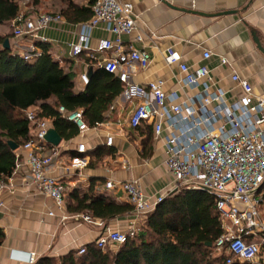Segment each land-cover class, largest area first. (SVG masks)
Here are the masks:
<instances>
[{
  "label": "built area",
  "instance_id": "1",
  "mask_svg": "<svg viewBox=\"0 0 264 264\" xmlns=\"http://www.w3.org/2000/svg\"><path fill=\"white\" fill-rule=\"evenodd\" d=\"M139 20L132 2L97 0L92 17L77 24L76 39L70 44L71 55H85L90 66L94 67L95 63L117 76L124 86V98L137 102L129 118L130 126L137 128L147 123L157 137L163 136L165 166L173 176L175 186L152 200L137 179L108 180L101 194L110 189H122L133 206L135 220L127 231L108 228L96 243L102 250L119 246L135 236L144 217L173 192L180 188L207 189L215 196L223 231L216 240L215 251L224 252L228 264L234 260L255 263L264 258V214L260 210L263 199L257 198L264 185V98L257 96L249 81L234 70L230 78L241 92L230 98L232 90L218 85L206 63L192 67L183 61L181 53L174 47L166 49L165 62L178 67L176 89L167 90L162 78L145 84L132 82L131 77L137 71L135 66L146 69L152 60L147 49L137 48L134 44L145 40ZM63 21L59 13L33 11L30 16L20 13L12 22L13 36L48 42L41 32ZM99 28L113 37L100 38L94 47V31ZM133 35L134 42L124 39ZM41 53L39 47L32 45L21 55L28 61ZM99 54L104 55L102 59ZM211 56L210 50L202 53L204 61ZM221 63L232 67L226 57L221 58ZM80 77L86 86L90 80L88 72ZM58 110L64 118L76 124L79 132L90 129L82 111L68 110L64 106ZM27 117L33 132L16 152L13 174L22 175V186L27 191H35L52 200L47 213L54 216L57 209L65 207L67 188L59 178L50 174L58 153V147L46 139L48 131L53 128L52 119L39 118L35 110L27 112ZM106 144H113L112 135L107 136ZM77 150L86 154L88 148L85 143H80ZM87 164L86 157H78L72 160L70 168L82 169ZM9 186L7 179H0V193ZM74 217L96 226L103 224L86 213ZM86 250L81 247L78 254L82 255ZM35 262V253H30L28 264Z\"/></svg>",
  "mask_w": 264,
  "mask_h": 264
},
{
  "label": "crops",
  "instance_id": "2",
  "mask_svg": "<svg viewBox=\"0 0 264 264\" xmlns=\"http://www.w3.org/2000/svg\"><path fill=\"white\" fill-rule=\"evenodd\" d=\"M122 1L133 3L145 34L142 43L134 42L135 35L124 39L133 41L137 48L147 49L152 57L148 68L135 66L137 71L131 77L132 82L145 84L162 78L166 81L167 90L176 89L178 67L165 62L166 49L174 47L188 65L194 67L206 63L218 85L232 90L230 98L241 92L230 78L233 70L249 81L257 96L264 98V52L253 38L255 33L264 49V0ZM77 32V24H69L64 19L62 23L52 24L41 35L48 38L55 59L67 68L72 64L76 88L83 89L81 74H92L93 69L99 67L95 63L94 67L90 66L85 55H71L70 44L75 41ZM5 33L0 31V34ZM105 37L113 36L103 28L96 29L94 47L100 38ZM32 45L35 41L28 37L22 48L28 51ZM13 50L22 54L14 46ZM204 50L212 52L207 61L202 58ZM98 56L102 59L104 55ZM222 57L228 58L232 67L222 64ZM114 77L117 78L116 75ZM136 103L127 101L121 93L104 113L103 122L70 139L62 138L50 174L64 183L67 193L65 207L57 209L54 216L47 213L52 200L35 191H27L22 186V175L12 172L10 176L0 178L7 179L10 184L0 193V229L5 234L0 245V264H28L30 253H35L36 261L44 256L59 258L96 242L108 228L127 231L135 220L133 211L107 221L90 215L100 220L101 226L79 220L74 216L85 212L69 209L75 192L80 196L104 195L116 202L130 204L127 194L120 188L101 194L106 182L137 179L152 200L174 188V178L165 166L163 136L157 137L153 127L147 123L140 128L130 126L129 118ZM110 135L113 136V144L107 145L106 139ZM80 143H85L88 148L86 156L76 155ZM18 150L21 148L15 152ZM78 157H86L87 166L70 168L72 160ZM257 198L263 199L260 210L264 214V185ZM263 261L264 258H260L254 264H262Z\"/></svg>",
  "mask_w": 264,
  "mask_h": 264
},
{
  "label": "trees",
  "instance_id": "3",
  "mask_svg": "<svg viewBox=\"0 0 264 264\" xmlns=\"http://www.w3.org/2000/svg\"><path fill=\"white\" fill-rule=\"evenodd\" d=\"M31 1L34 10L27 16L46 0ZM50 1L61 3L60 9L52 13H59L67 23L76 25L92 17L97 0ZM20 13L18 0H0V26L13 22ZM6 39L10 40L8 49L4 47ZM35 45L42 53L27 61L13 50L11 36L0 34V178L10 176L15 167L16 152L9 146V140L20 149L32 136L33 126L27 117L30 109L39 118H51L61 137L70 139L79 130L60 114V106L82 111L88 126L94 127L104 121L109 105L123 92L119 79L103 68L93 69L89 83L77 89L72 64L67 68L55 59L50 43L37 40ZM72 197L71 211L106 221L133 211L131 204L104 195L80 196L75 192ZM222 232L215 196L205 190L180 188L149 212L139 232L123 244L102 250L94 242L86 246L82 255L72 250L59 258L41 257L35 264H228V256L215 251ZM4 238L0 229V245ZM231 264L254 263L234 260Z\"/></svg>",
  "mask_w": 264,
  "mask_h": 264
},
{
  "label": "rangeland",
  "instance_id": "4",
  "mask_svg": "<svg viewBox=\"0 0 264 264\" xmlns=\"http://www.w3.org/2000/svg\"><path fill=\"white\" fill-rule=\"evenodd\" d=\"M21 6V13H26L30 14L32 10H34V7L32 6V1L31 0H18ZM61 7V3L59 2H54L50 0H46L43 2L40 8H35V10L43 12V13H52V11L59 10ZM43 8V9H41ZM4 30L7 35L11 36V41L14 46L15 50H19L21 53L25 51L24 48H22L23 45H25L28 41V37H21V38H15L13 36L12 32V22H10L7 25L0 26V31ZM76 76V75H75ZM215 255V254H214Z\"/></svg>",
  "mask_w": 264,
  "mask_h": 264
},
{
  "label": "water",
  "instance_id": "5",
  "mask_svg": "<svg viewBox=\"0 0 264 264\" xmlns=\"http://www.w3.org/2000/svg\"><path fill=\"white\" fill-rule=\"evenodd\" d=\"M253 38H254L255 42L257 43L259 49L264 52V49L261 45V42L255 33H253ZM4 47L7 49L10 48V40L9 39L5 40ZM89 76H91V73H89ZM46 139L48 140V142H50L51 144H53L55 146H58L62 141L61 135L58 133V131L55 128H51L48 131ZM8 144L13 151H15L19 148V146L12 140H9ZM204 190L206 191L207 189H204ZM209 245H211V244H209Z\"/></svg>",
  "mask_w": 264,
  "mask_h": 264
}]
</instances>
